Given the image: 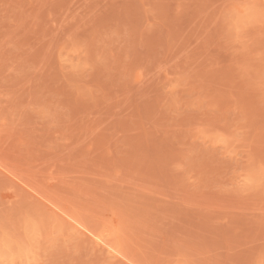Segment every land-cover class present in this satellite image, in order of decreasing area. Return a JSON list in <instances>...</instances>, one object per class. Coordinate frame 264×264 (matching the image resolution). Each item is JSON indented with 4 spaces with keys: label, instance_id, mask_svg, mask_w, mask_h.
Wrapping results in <instances>:
<instances>
[{
    "label": "rangeland",
    "instance_id": "1",
    "mask_svg": "<svg viewBox=\"0 0 264 264\" xmlns=\"http://www.w3.org/2000/svg\"><path fill=\"white\" fill-rule=\"evenodd\" d=\"M0 264H264V0H0Z\"/></svg>",
    "mask_w": 264,
    "mask_h": 264
}]
</instances>
